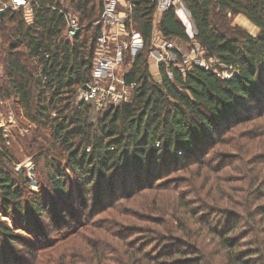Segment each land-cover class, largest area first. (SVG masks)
<instances>
[{
  "label": "trees",
  "instance_id": "obj_1",
  "mask_svg": "<svg viewBox=\"0 0 264 264\" xmlns=\"http://www.w3.org/2000/svg\"><path fill=\"white\" fill-rule=\"evenodd\" d=\"M28 1L30 16L22 9H5L0 18V62L5 65L7 80L4 95L32 122L49 130L54 143L65 149L67 164L85 174L86 185L104 183L108 174L116 182L123 170L129 177L130 166L142 171L147 161L155 169L161 159L170 164L180 160L181 153H196L210 141L212 131L232 122L252 98L263 93L264 0H181L195 29L191 38L173 8L162 12L156 28L164 37L178 41L183 51L193 41L198 42L208 55L234 68V73L221 78L194 65L181 73L169 64V79L163 63L158 68L160 81L148 70L155 5L152 0H132L133 27L143 40V49L125 77L128 83L136 84L134 96L130 103L102 110L93 122L89 114L93 106L76 103L75 97L78 88L90 80L103 0ZM61 5L81 26L71 40L63 34ZM215 14L221 19L242 14L258 28V34L253 37L237 26L223 32L212 21ZM20 49L23 52H17ZM3 143L0 130V157L9 164ZM54 171L49 184L63 198L67 186L60 166ZM12 172L0 170L4 213L11 206L18 223L24 207L38 218L49 214L48 197L41 193L27 200L14 183ZM24 186L28 185L24 182ZM10 235L11 229L0 218V245L1 238ZM225 246L230 247L228 243ZM171 256L161 254L157 259L166 262Z\"/></svg>",
  "mask_w": 264,
  "mask_h": 264
},
{
  "label": "rangeland",
  "instance_id": "obj_2",
  "mask_svg": "<svg viewBox=\"0 0 264 264\" xmlns=\"http://www.w3.org/2000/svg\"><path fill=\"white\" fill-rule=\"evenodd\" d=\"M212 21L223 32L237 26L258 34L242 14H215ZM5 73L0 62V130L10 159L0 157V170L13 171L27 200L44 193L50 211L38 218L24 207L18 223L0 200V218L11 229L1 238L0 264H264V89L196 153L86 185L49 130L5 97ZM101 111L93 106L91 121ZM59 166L63 198L49 184ZM161 254L172 256L162 262Z\"/></svg>",
  "mask_w": 264,
  "mask_h": 264
},
{
  "label": "built area",
  "instance_id": "obj_3",
  "mask_svg": "<svg viewBox=\"0 0 264 264\" xmlns=\"http://www.w3.org/2000/svg\"><path fill=\"white\" fill-rule=\"evenodd\" d=\"M62 2L63 0H58ZM155 5L153 14V35L149 48L150 67L158 73L160 64L166 65L165 73L172 78L171 68H176L181 73L192 65L205 70H212L221 78H229L234 73V68L223 65L196 41H193L184 53L178 41L167 39L156 28L157 15L168 8H173L178 19L186 26L189 38L194 34L183 21V15L189 16L181 0H152ZM132 0H127L124 10L119 8L117 0H103L102 10L98 23L100 32L96 36L95 56L92 63L90 80L78 89L77 102L91 104L95 108L104 110L132 101L136 84L127 82L126 76L130 70L134 57L143 49V40L139 31L134 29L131 18ZM62 4V3H61ZM5 9H22L24 14L31 15V2L28 0H0V12ZM60 12L64 15L65 25L63 34L67 40L81 28L76 16L70 11H65L61 5ZM154 52L156 56H152ZM129 57V62H126ZM172 67H169L168 65ZM86 86V87H84Z\"/></svg>",
  "mask_w": 264,
  "mask_h": 264
},
{
  "label": "crops",
  "instance_id": "obj_4",
  "mask_svg": "<svg viewBox=\"0 0 264 264\" xmlns=\"http://www.w3.org/2000/svg\"><path fill=\"white\" fill-rule=\"evenodd\" d=\"M117 2H118V4L120 5L119 8H122V10H124L125 7L127 6V5H126L127 0H117ZM160 15H161V13H160L159 15H157V20L159 19V16H160ZM182 17H183V19L186 18V19H184V20H185V23H186L187 27H188V25H189V29H190L191 31H193V30H194L193 24H192V22H191V23L188 22V24H187V17H186V15H185V13H184V15H183ZM188 17H189V16H188ZM189 19H190V17H189ZM157 20H156V22H157Z\"/></svg>",
  "mask_w": 264,
  "mask_h": 264
},
{
  "label": "water",
  "instance_id": "obj_5",
  "mask_svg": "<svg viewBox=\"0 0 264 264\" xmlns=\"http://www.w3.org/2000/svg\"><path fill=\"white\" fill-rule=\"evenodd\" d=\"M2 13H3V12L1 11V12H0V18H1V16H2ZM193 27H194V26H193ZM194 31H195V30H194ZM84 87H86V86H84Z\"/></svg>",
  "mask_w": 264,
  "mask_h": 264
}]
</instances>
